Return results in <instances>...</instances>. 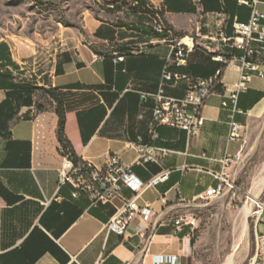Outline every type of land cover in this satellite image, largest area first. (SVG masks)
I'll return each instance as SVG.
<instances>
[{"label":"crops","instance_id":"0c3cea01","mask_svg":"<svg viewBox=\"0 0 264 264\" xmlns=\"http://www.w3.org/2000/svg\"><path fill=\"white\" fill-rule=\"evenodd\" d=\"M186 1L194 11L172 10L167 0H141L138 7L118 6L109 15L88 13L86 33L65 30L61 40L67 46L49 68L30 66L36 49L28 41L0 40L18 64L0 59V264H155L161 257L168 258L164 264H193L194 228L177 220L209 198L207 190L222 183L246 147L242 140L230 139L223 106L244 70L217 59L240 63L246 52L225 44L217 33L224 29L231 34L234 20L248 21L252 8L239 0ZM257 8L264 14V0H258ZM161 23L173 28L167 41L155 34ZM184 36L192 38L189 63L177 67L169 59L172 41ZM251 49L249 59L264 69V44L254 41ZM168 63L172 70L198 78L212 77L224 66L204 104L202 131L190 142L184 130L166 125L157 127V137L153 134L154 101L148 94L157 91ZM251 73L239 97L242 124L264 114V77ZM34 86L57 87L64 94L66 136L87 163L102 168L116 154L146 183L169 173L137 199L140 206H151L149 222L137 215L124 236L108 231L124 198L133 196L130 189L95 205L91 193L76 183H59L64 154L57 104L44 90L27 89ZM184 91V83L167 88L176 96ZM148 144L168 153L157 162L139 164L140 146Z\"/></svg>","mask_w":264,"mask_h":264},{"label":"rangeland","instance_id":"374dc122","mask_svg":"<svg viewBox=\"0 0 264 264\" xmlns=\"http://www.w3.org/2000/svg\"><path fill=\"white\" fill-rule=\"evenodd\" d=\"M136 1L141 2L0 0V40L28 41L30 48L36 49L30 66L49 68L67 46L61 40L65 30L85 34L86 14L109 15L118 6L133 9L139 6ZM244 125L246 147L226 172L223 191L196 202L191 212L196 220L193 264H249L255 254L257 228L264 231V215L257 226V212L264 201V114ZM78 183L91 193L87 184Z\"/></svg>","mask_w":264,"mask_h":264},{"label":"built area","instance_id":"2783aa9c","mask_svg":"<svg viewBox=\"0 0 264 264\" xmlns=\"http://www.w3.org/2000/svg\"><path fill=\"white\" fill-rule=\"evenodd\" d=\"M242 4H246L252 8V14L248 21L235 19L233 22V32L228 34L224 29L219 30L218 37L225 43L234 48L245 50L246 54L240 57V63H235L232 58L218 56L217 59L222 61L225 66L235 64L244 70L241 79L236 84L235 89L223 100V106L228 111V122L230 125V139L242 140L247 142L244 136L245 125L238 119L237 115L242 113L239 107L240 93L246 89L247 82L251 77V72L257 73L264 77V69L249 59L253 50L252 42H260L264 44V23L262 19L264 14L257 8L258 0H239ZM156 32L165 34L164 40L172 38L173 30L161 23L157 26ZM192 38L184 36L172 41L173 52L170 55L172 64L177 67H185L189 63V54L191 52ZM124 56H119L118 60H124ZM224 72V66L217 70L216 74L209 78L193 77L183 71H174L171 69V63L164 66L162 77L156 92L148 95L153 99L154 106L152 109V125L154 137L158 136L157 127L166 125L173 128L184 130L187 140L190 142L192 138L197 136L205 124L203 115V107L207 97L215 90L212 88V78L220 77ZM185 84L184 94L176 96L167 92L168 87H176L179 84ZM168 149L153 144L140 146L139 164L148 162H157L161 155L167 154ZM111 172H104V167L95 168L87 163L89 169L88 177L80 174L81 167H76L72 159L68 155L63 156V164L59 169V183L67 182L76 183L80 189L81 184H87V189L91 191L93 203L107 204L114 199L121 197L124 188H128L133 192L130 198H124L123 206L118 210L115 216L108 222L106 228L108 231L116 232L124 236L131 225L132 220L137 216H142L145 222H149L153 215L151 206H140L138 197L151 185H156L168 178V172L157 174L148 183L142 181L134 172L133 167L124 164L116 154H112ZM228 163L226 162V165ZM84 180V181H82ZM227 183L225 174L222 177V183L217 187L207 190L209 198L220 194ZM257 212V226L261 222L264 215V201L259 205ZM195 218L191 215L183 216L177 220V224L183 223L194 226ZM264 228V227H263ZM168 258H156L155 264H164ZM249 264H264V231L260 232L257 228L255 254Z\"/></svg>","mask_w":264,"mask_h":264},{"label":"trees","instance_id":"16d2710c","mask_svg":"<svg viewBox=\"0 0 264 264\" xmlns=\"http://www.w3.org/2000/svg\"><path fill=\"white\" fill-rule=\"evenodd\" d=\"M175 1L176 4L174 6H172L173 2H171V0H167L168 2V8L175 10V11H194L195 8L194 7H187L186 4V0H172ZM168 28L172 29L170 26L166 25ZM155 34H162V33H158L155 31ZM165 35V34H163ZM119 49L122 51L125 49L124 46H120ZM0 59H4L6 60V62L14 67H18V64H16V62L13 61L12 59V55L10 52V47L6 42H1L0 43ZM6 74L8 72H5ZM27 89L29 91L35 90V89H41L44 90L48 95H50L55 101H56V112L58 115V128H57V134H58V138L62 147V151L64 155H68L72 161L74 162L76 167H81V171L80 174H83L85 176L88 177L89 174V169H87V162L84 161L74 150L72 144L70 143L69 139L66 136V132H65V128H66V104H65V98H64V94L61 92V90L57 87H49V88H45V87H27ZM240 97V96H239ZM193 242H196V238H195V234H194V238H193Z\"/></svg>","mask_w":264,"mask_h":264},{"label":"bare ground","instance_id":"6f19581e","mask_svg":"<svg viewBox=\"0 0 264 264\" xmlns=\"http://www.w3.org/2000/svg\"><path fill=\"white\" fill-rule=\"evenodd\" d=\"M219 77H213L212 78V88L215 87L216 83L218 82ZM104 172H111V159H108L105 167H104ZM249 211V210H248ZM246 225V224H245ZM246 229V228H245ZM245 234V233H244Z\"/></svg>","mask_w":264,"mask_h":264}]
</instances>
